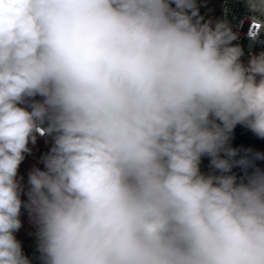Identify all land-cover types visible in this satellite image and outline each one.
<instances>
[{"label": "clouds", "instance_id": "clouds-1", "mask_svg": "<svg viewBox=\"0 0 264 264\" xmlns=\"http://www.w3.org/2000/svg\"><path fill=\"white\" fill-rule=\"evenodd\" d=\"M238 39L198 0H0V264H32L22 209L42 264H264V152L231 144L264 140V51Z\"/></svg>", "mask_w": 264, "mask_h": 264}, {"label": "built area", "instance_id": "built-area-1", "mask_svg": "<svg viewBox=\"0 0 264 264\" xmlns=\"http://www.w3.org/2000/svg\"><path fill=\"white\" fill-rule=\"evenodd\" d=\"M200 4V14L205 17V19H224L227 18L228 21L232 24L234 31H238L239 39L236 43H239L244 49V56L242 60L247 63L249 58V53H258L260 51H264V42L259 44L254 43L248 36L250 31V23L245 18L249 15L246 7L242 3H237L236 0H198ZM227 7L229 9L226 17L224 8ZM243 21L242 25L240 22ZM262 41H264V37H262ZM37 139L44 143V148L38 149L35 154H33L30 158L34 161L36 166L43 167L40 163L41 157L46 154L51 147V137L47 134H37ZM234 133L233 139L231 141L232 146L234 147ZM208 159L205 158L202 161L201 169L202 171H208ZM26 182V181H25ZM26 199V197H25ZM27 210H21L20 219L24 217ZM17 239L21 242L23 251L26 256L29 257L32 264H42L40 260V254L37 251L36 245L30 242L29 240H25L16 236Z\"/></svg>", "mask_w": 264, "mask_h": 264}, {"label": "water", "instance_id": "water-1", "mask_svg": "<svg viewBox=\"0 0 264 264\" xmlns=\"http://www.w3.org/2000/svg\"><path fill=\"white\" fill-rule=\"evenodd\" d=\"M234 147L252 148L254 151L264 152V140L258 139L251 131L243 126H237L234 130ZM258 165L264 168V161H258ZM239 175L240 169H234Z\"/></svg>", "mask_w": 264, "mask_h": 264}, {"label": "trees", "instance_id": "trees-1", "mask_svg": "<svg viewBox=\"0 0 264 264\" xmlns=\"http://www.w3.org/2000/svg\"><path fill=\"white\" fill-rule=\"evenodd\" d=\"M33 165H35L34 161L31 160V158L27 155L19 169L20 175L25 178V181L27 178V172L31 169ZM21 222L22 227L16 233V236L30 241V238L32 237V234L34 232V228L29 221L28 212H26L24 217L21 219Z\"/></svg>", "mask_w": 264, "mask_h": 264}, {"label": "rangeland", "instance_id": "rangeland-1", "mask_svg": "<svg viewBox=\"0 0 264 264\" xmlns=\"http://www.w3.org/2000/svg\"><path fill=\"white\" fill-rule=\"evenodd\" d=\"M44 146L45 145H44L43 142H41L38 139H36V143L34 145H30V147L32 148V154L28 155V156L31 157L33 154H35L37 152L38 149L44 148ZM30 242H32L33 244L36 245V239H35L34 232L32 234V237L30 238Z\"/></svg>", "mask_w": 264, "mask_h": 264}]
</instances>
